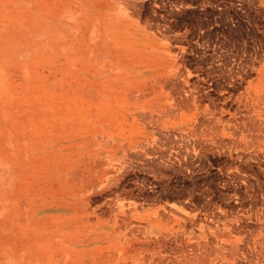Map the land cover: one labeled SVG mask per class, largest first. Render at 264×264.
Here are the masks:
<instances>
[{
	"label": "rangeland",
	"instance_id": "1",
	"mask_svg": "<svg viewBox=\"0 0 264 264\" xmlns=\"http://www.w3.org/2000/svg\"><path fill=\"white\" fill-rule=\"evenodd\" d=\"M0 264H264V0H0Z\"/></svg>",
	"mask_w": 264,
	"mask_h": 264
}]
</instances>
